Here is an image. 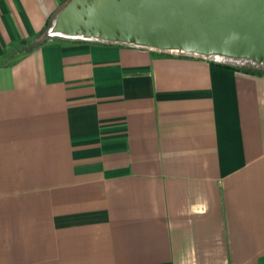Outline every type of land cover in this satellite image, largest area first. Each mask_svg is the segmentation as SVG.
<instances>
[{
  "label": "crops",
  "instance_id": "1",
  "mask_svg": "<svg viewBox=\"0 0 264 264\" xmlns=\"http://www.w3.org/2000/svg\"><path fill=\"white\" fill-rule=\"evenodd\" d=\"M0 0V264H264V65L47 33Z\"/></svg>",
  "mask_w": 264,
  "mask_h": 264
},
{
  "label": "water",
  "instance_id": "2",
  "mask_svg": "<svg viewBox=\"0 0 264 264\" xmlns=\"http://www.w3.org/2000/svg\"><path fill=\"white\" fill-rule=\"evenodd\" d=\"M47 33L264 65V0H68Z\"/></svg>",
  "mask_w": 264,
  "mask_h": 264
},
{
  "label": "rangeland",
  "instance_id": "3",
  "mask_svg": "<svg viewBox=\"0 0 264 264\" xmlns=\"http://www.w3.org/2000/svg\"><path fill=\"white\" fill-rule=\"evenodd\" d=\"M218 58H220L221 60H228L229 62H233V63H236L238 65H243V66H247V67H255V65H250L249 63L251 61L249 60H243V59H232V58H226V57H223V56H217Z\"/></svg>",
  "mask_w": 264,
  "mask_h": 264
}]
</instances>
